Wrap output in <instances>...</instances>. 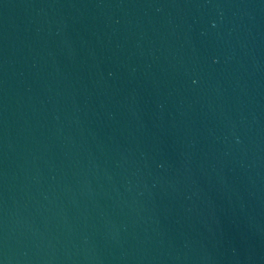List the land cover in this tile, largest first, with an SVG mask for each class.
<instances>
[{"label": "water", "instance_id": "obj_1", "mask_svg": "<svg viewBox=\"0 0 264 264\" xmlns=\"http://www.w3.org/2000/svg\"><path fill=\"white\" fill-rule=\"evenodd\" d=\"M0 264H264V0H0Z\"/></svg>", "mask_w": 264, "mask_h": 264}]
</instances>
